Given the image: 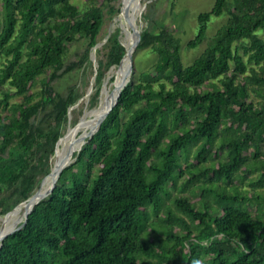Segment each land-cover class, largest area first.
I'll return each instance as SVG.
<instances>
[{
	"label": "trees",
	"instance_id": "trees-1",
	"mask_svg": "<svg viewBox=\"0 0 264 264\" xmlns=\"http://www.w3.org/2000/svg\"><path fill=\"white\" fill-rule=\"evenodd\" d=\"M116 1L81 9L73 0H0V216L51 172L85 95L77 83L66 93L55 83L92 64L107 13L121 11ZM225 14L190 64L173 30L142 31L138 49L156 61L4 240L0 264H264V0H216L187 45L203 44ZM106 46L93 104L127 52L118 32Z\"/></svg>",
	"mask_w": 264,
	"mask_h": 264
},
{
	"label": "rangeland",
	"instance_id": "rangeland-1",
	"mask_svg": "<svg viewBox=\"0 0 264 264\" xmlns=\"http://www.w3.org/2000/svg\"><path fill=\"white\" fill-rule=\"evenodd\" d=\"M154 1L156 0H142V4H147V7L137 18L135 24L141 31L149 27L154 31H159L161 27L164 26L173 30L174 33L182 40L183 46L181 52L185 64L192 63L198 56L201 55V53L208 46L211 37L228 20V15L226 14L213 18L209 24L207 32L208 37L205 42L196 48H190L188 47L187 43L198 33L199 14L211 10L215 5L216 0H158L154 6L149 8V5ZM73 2L79 5L81 9H85L90 4L91 0H73ZM126 3L127 0H118L115 2V5L116 7H120L122 10L123 6L125 8ZM121 17V11L116 14L107 13L106 21L99 39L100 45L96 49L94 48L91 52L92 64H88L85 68L71 73L65 78L63 77L57 79L55 83L56 88L63 93H66L70 85L76 83L78 84L80 91L85 93L83 98H81L78 103L71 108L70 118L74 123L71 122L67 126L63 136L64 138L69 137L73 130L81 125V123L84 121L86 124H88L93 120V116H90V114L91 112L97 110V108L100 106L103 96L106 92L111 93V96H114L118 93L114 92V90L117 85V73L120 72L121 68H119L120 65H115L111 67L106 77L103 79L102 84L99 85L101 86V92L98 96L97 102L95 104L92 103V99L94 98L98 89V86L96 85V68L99 66V58H105L109 51V48L106 46L109 36L115 32H118L119 39L121 40L122 44L126 48L128 47L127 35L120 26ZM259 33L264 38V30H260ZM86 46L87 45L84 40L71 45L70 51L66 57L67 61L72 62L77 60L78 55L85 50ZM98 50H100V52H98ZM156 59L157 54L152 52L150 48H137L134 53V72L132 79H134V77H136L139 72L150 68ZM75 117H77L79 121L77 120V122H75ZM77 139L75 141V145L80 143L77 141ZM77 150L78 148L75 147L73 152H77ZM55 157L56 154H54L52 157V166L55 164ZM41 183L36 191L40 188ZM25 212L26 209L23 210V214ZM5 215H1V217ZM1 223L2 222L0 221V225Z\"/></svg>",
	"mask_w": 264,
	"mask_h": 264
},
{
	"label": "bare ground",
	"instance_id": "bare-ground-1",
	"mask_svg": "<svg viewBox=\"0 0 264 264\" xmlns=\"http://www.w3.org/2000/svg\"><path fill=\"white\" fill-rule=\"evenodd\" d=\"M128 8V13L130 18L134 21V23L137 21V18L144 12L145 4H142V0H127L125 8ZM120 26L123 28L124 32L127 35L128 41L127 46H130L132 43L131 38V28L129 22L126 20L125 15L122 13L121 17V23ZM100 45V44H99ZM98 45V46H99ZM129 66V63L123 67H121V70H127ZM124 78L117 82V85H120L123 82ZM118 93L114 96H111V93L106 92L103 96V99L101 101L100 106L97 108V110L91 112L90 116H93V120L86 124L85 121L81 123L78 127H76L71 135L67 138H64L58 147V152L55 157V164L62 166L64 163H66V156L70 152V150L74 151L75 147L78 149L82 145V143H79L78 145H75V141L80 133L85 134L88 133L90 130L94 128L96 125V122L98 118L105 112V110L108 108V106L113 101L114 97L117 96ZM77 144V143H76ZM55 175L52 174L48 176L45 181L40 186V190L42 193L48 191L51 186L53 185ZM27 205L28 203L21 204L16 210L8 215H5L0 218V221L2 222L0 225V236L6 234L7 232L11 231L14 226L21 224L25 220L26 212L23 214V210L26 209L27 211Z\"/></svg>",
	"mask_w": 264,
	"mask_h": 264
},
{
	"label": "water",
	"instance_id": "water-1",
	"mask_svg": "<svg viewBox=\"0 0 264 264\" xmlns=\"http://www.w3.org/2000/svg\"><path fill=\"white\" fill-rule=\"evenodd\" d=\"M131 1H133V0H131ZM146 7H147V4H145V8ZM121 13H123L125 15V18L129 22L131 31L133 33L132 34V43H131L130 46L127 47V52H126L124 58L122 59V61L120 63V65H121L122 62L124 61V59L127 57V58H129V66H128V69H127V72H126V75L124 77L123 82L120 85H116V87H115L114 92H118V95L114 97L113 101L108 106V108L105 110V112L98 118L94 128L92 130H90L88 133L81 134L80 137L77 139V141L82 143V145L77 150V152H80L82 147H83V145L87 142V140L89 138H91L100 129V127H101L102 123L104 122V120L107 118L109 113L112 111V109L119 102V98H120V96L122 94V91L128 85V83L131 82V80H132V75H133V72H134V53L137 50V48L139 47V44L141 42L142 31L136 26L134 21L130 18L127 7L124 8V6H123V8L121 10ZM99 44L100 43H98L94 48L96 49ZM61 140H62V138H60V140L58 141L55 154H57V152H58V146H59V143H60ZM74 153L75 152L70 150V152L66 156V163H64L62 166L56 165L55 167L52 168L51 172L45 177V178H47L48 176H50L52 174H54L56 176L55 179H54L53 185L51 186V188L48 191L42 193L40 188H39L30 198H28V200H26V201L21 203V204H23L25 202L28 203L25 220L20 225H18L17 227L13 228L11 231L7 232L6 234H4V235H2L0 237V247H2L4 240L10 234H12V233L16 232L17 230L21 229L27 223L28 217H29L30 213L33 211L34 207L39 202H41L44 198H46L47 196L52 194V192L54 191L55 187L57 186V183H58V180H59V178L61 176L62 171L67 166H69L71 163H73L74 160L76 159L74 157ZM44 179L42 180V182L44 181ZM21 204L16 206L13 210L8 212L6 215L10 214L12 211H14L16 208H18ZM0 218H1V216H0Z\"/></svg>",
	"mask_w": 264,
	"mask_h": 264
}]
</instances>
